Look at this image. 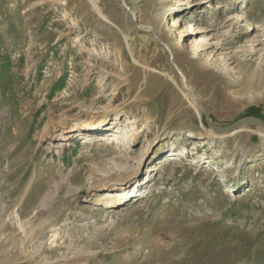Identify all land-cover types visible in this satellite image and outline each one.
Segmentation results:
<instances>
[{"label": "rangeland", "instance_id": "374dc122", "mask_svg": "<svg viewBox=\"0 0 264 264\" xmlns=\"http://www.w3.org/2000/svg\"><path fill=\"white\" fill-rule=\"evenodd\" d=\"M124 1L215 128L264 122V83L239 94L264 76V0ZM182 88L118 0H0V264H264V129L216 133ZM82 118L139 134L43 141ZM111 183L118 205L96 206Z\"/></svg>", "mask_w": 264, "mask_h": 264}, {"label": "bare ground", "instance_id": "6f19581e", "mask_svg": "<svg viewBox=\"0 0 264 264\" xmlns=\"http://www.w3.org/2000/svg\"><path fill=\"white\" fill-rule=\"evenodd\" d=\"M120 5L122 6V4L120 3ZM126 7L129 9L130 12L134 13L135 14V17H136V22L138 23V16H137V13L132 10L130 7L127 6V4L125 3ZM124 9V8H123ZM124 13L128 16L129 18V21L132 23V19H131V16L130 14L124 9ZM239 16L236 17V24L239 23ZM141 28L143 29H146V30H151V29H148V28H144L141 26ZM254 30V29H253ZM263 33H264V29L262 30ZM141 32V31H140ZM144 33V32H142ZM195 30L194 28L189 27L186 29V32H185V35H191V34H195ZM147 34V33H145ZM264 36V35H263ZM158 37V36H157ZM183 43V40H181L180 38L178 39L177 43ZM253 44H259L261 45L262 43L259 42V38L254 40L252 42ZM165 44V43H164ZM168 48H169V51L171 52V55H172V58H173V52H172V49L167 45L165 44ZM264 46V44H262ZM196 46L197 44L196 43H193L192 44V47H194L196 49ZM179 47V46H178ZM178 50H182L181 48H178ZM253 53H255V51H250L249 52V55L251 56ZM195 54V51L193 53H190V55H194ZM197 54H199V52H197ZM168 56V55H167ZM168 59H169V56H168ZM170 63V62H169ZM173 63H174V60H173ZM175 64V63H174ZM171 65V64H170ZM176 65V64H175ZM177 66V65H176ZM203 66L205 68H208L209 65L207 64V62H205L203 64ZM178 68V67H177ZM174 69V68H173ZM179 69V68H178ZM182 73V72H181ZM184 76V75H183ZM185 78V77H184ZM185 82H186V79H185ZM180 83H181V86L182 85V79L180 78ZM264 83V76H263V70H262V67L257 65L254 69H253V72L251 73V75H249V78L247 79V85L245 87H243L239 94H248L250 92L251 89H258L260 86H262ZM186 86H187V89L186 90L184 87L182 89H184V92L189 96L191 97L192 99V96H191V88L188 86L187 82H186ZM193 93V92H192ZM194 94V93H193ZM193 100V99H192ZM194 101V100H193ZM198 101V99H197ZM195 102V101H194ZM196 104V102H195ZM197 105V104H196ZM198 107V106H197ZM199 108V107H198ZM200 110V108H199ZM201 111V110H200ZM202 112V111H201ZM203 113V112H202ZM204 116H205V113H203ZM207 116V115H206ZM208 117V116H207ZM206 119V117H205ZM92 124L91 120H85V119H81L80 120V124L77 126V128L75 130H71L70 128H67V125L64 124L61 128H59L58 125H52L49 127L48 129V132L46 134V136H43L44 139L43 141H46V142H50V143H55V141L57 140H60L62 139L63 142L67 143L68 141H70L73 137H78V136H83L81 138V140L83 139H86L85 140V143L88 145V146H96V147H101V146H106V145H109V144H112L114 143V147L117 148L118 150L121 151V149L123 148V145L124 143L128 142L129 144H134L136 142V136H138V132H134V133H126L125 136L126 138L124 140H120L118 141L119 139L115 136V133H109V130L108 129H92V131H90L88 129V127ZM130 125H135L136 122L134 119H132L130 122H129ZM88 130V131H87ZM98 130V131H97ZM100 130V131H99ZM211 130H214L216 133H220L218 131H216L215 129H212ZM60 132V134H55L56 132ZM137 131V130H136ZM222 133V132H221ZM183 152V151H181ZM180 154L182 153H179L178 156H181ZM123 180V179H122ZM122 180H117L115 183L117 182H120ZM130 182V181H128ZM113 184V183H111ZM114 185H118V184H113L112 186H108L106 188L103 189V194H101L99 196V199L94 201V204L96 206L98 205H105V206H116L118 205L116 201L118 200H121L119 199V193L121 190H119L118 186H114ZM122 187V186H121ZM124 188V187H123ZM116 202V203H115ZM41 226L38 224V225H30L27 229V232L25 234V237L22 238V240L20 241V244L21 246H23L25 249L26 248H29V245H31L32 241H33V237H34V234L36 231H39L41 230ZM55 231V230H54ZM56 234H53L51 237H55ZM54 243V241H51V244ZM55 244V243H54ZM53 244V245H54ZM51 245V246H53ZM43 247V243H40L38 244V246L36 247V249H34V251H36V253L31 252V251H26V260L27 261H32L34 260V257L36 256L37 252H39V250ZM43 259V257H42Z\"/></svg>", "mask_w": 264, "mask_h": 264}, {"label": "water", "instance_id": "95a60500", "mask_svg": "<svg viewBox=\"0 0 264 264\" xmlns=\"http://www.w3.org/2000/svg\"><path fill=\"white\" fill-rule=\"evenodd\" d=\"M118 1L122 4V7L130 14L131 19H132V22H133V26L135 27V29H137L138 31H141V32H144V33H147V34L151 35L152 38H153V40L158 44V46L169 56V62L171 64V66L174 68V70L177 73V75L182 79V85H183V87L186 90H188L187 89V86H186V82H185V78H184L183 74L177 68V66L173 63V58H172L171 52L169 51V48L157 37V35L155 34V32H153L152 30H146V29L141 28V26L136 22L135 14L129 11V9L125 5V1L124 0H118ZM191 96H192V99L196 102L197 106L200 108V110L204 113V110H203L200 102L197 101V98H196L195 94H193L191 92ZM205 117H206V123H207V125L210 126L212 129H215L216 131L220 132V133L221 132H225V131H227L229 129L235 128L236 126H241V125H258V126H260V127H262L264 129V122L263 121H261L259 119L251 118V117L244 118L242 120H239L235 124H233V125H231L229 127H226V128H215L210 123V120L206 116V114H205Z\"/></svg>", "mask_w": 264, "mask_h": 264}]
</instances>
